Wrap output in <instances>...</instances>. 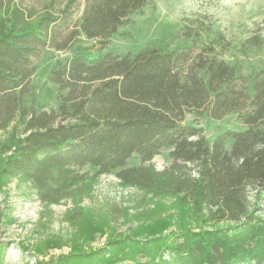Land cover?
<instances>
[{
	"label": "trees",
	"instance_id": "1",
	"mask_svg": "<svg viewBox=\"0 0 264 264\" xmlns=\"http://www.w3.org/2000/svg\"><path fill=\"white\" fill-rule=\"evenodd\" d=\"M150 4L0 0V132L11 129L1 177L22 178L42 203L70 198L90 178L87 169L93 179L114 174L176 199L184 211L169 237L157 230L127 248L124 240L111 244L133 260L127 264H264V220L255 217L264 209V70L246 76L224 59L237 47L201 13L177 50L104 53ZM81 37L95 47L76 48L51 71L55 106L38 109L33 59L46 49L73 51ZM263 45L252 36L242 51ZM229 115L242 129L209 139L202 122ZM166 149L171 164L158 170L152 161ZM137 156L140 165L128 167Z\"/></svg>",
	"mask_w": 264,
	"mask_h": 264
},
{
	"label": "rangeland",
	"instance_id": "2",
	"mask_svg": "<svg viewBox=\"0 0 264 264\" xmlns=\"http://www.w3.org/2000/svg\"><path fill=\"white\" fill-rule=\"evenodd\" d=\"M198 13L217 21L216 28L237 47L224 59L239 64L246 76L264 70V45L251 48L246 55L242 51L243 43L252 36H259L264 43V0H151L130 24L118 30L104 53L177 50L185 41L184 27ZM90 47H95L94 42L81 37L73 51L46 49L33 59L38 109L55 106L56 87L48 79L51 71L76 48ZM93 51L100 53L97 48ZM201 127L213 139L218 131L243 126L236 115H229L222 121L204 120ZM10 133L11 129L0 132V264H127L133 260H128L125 252L112 249V243L124 240L127 248L133 245L132 240L145 241L154 231L169 237L171 230L180 229L177 222L184 210L177 209L176 199L125 186L114 174L93 179L95 169H87L90 178L74 187L70 198L57 204L40 202L22 178L9 181L1 177L10 155L1 150ZM140 163L138 156L127 162L128 167ZM152 163L158 170L167 168L171 164L170 150L162 151ZM255 217L264 220V209ZM100 250L105 252L96 255Z\"/></svg>",
	"mask_w": 264,
	"mask_h": 264
}]
</instances>
